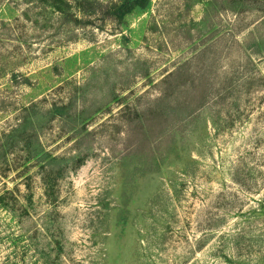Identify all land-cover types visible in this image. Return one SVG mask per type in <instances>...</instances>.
I'll return each instance as SVG.
<instances>
[{
	"label": "rangeland",
	"instance_id": "374dc122",
	"mask_svg": "<svg viewBox=\"0 0 264 264\" xmlns=\"http://www.w3.org/2000/svg\"><path fill=\"white\" fill-rule=\"evenodd\" d=\"M0 0V264H264V0Z\"/></svg>",
	"mask_w": 264,
	"mask_h": 264
},
{
	"label": "trees",
	"instance_id": "16d2710c",
	"mask_svg": "<svg viewBox=\"0 0 264 264\" xmlns=\"http://www.w3.org/2000/svg\"><path fill=\"white\" fill-rule=\"evenodd\" d=\"M148 4V0H121L120 4H112L108 7V14L112 19L121 21L133 10L145 9Z\"/></svg>",
	"mask_w": 264,
	"mask_h": 264
}]
</instances>
